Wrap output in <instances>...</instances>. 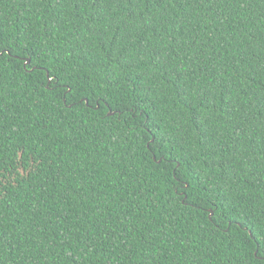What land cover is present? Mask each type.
Returning <instances> with one entry per match:
<instances>
[{
	"label": "trees",
	"instance_id": "trees-1",
	"mask_svg": "<svg viewBox=\"0 0 264 264\" xmlns=\"http://www.w3.org/2000/svg\"><path fill=\"white\" fill-rule=\"evenodd\" d=\"M1 51L0 264H264V0H0Z\"/></svg>",
	"mask_w": 264,
	"mask_h": 264
},
{
	"label": "water",
	"instance_id": "water-1",
	"mask_svg": "<svg viewBox=\"0 0 264 264\" xmlns=\"http://www.w3.org/2000/svg\"><path fill=\"white\" fill-rule=\"evenodd\" d=\"M3 51H1L0 53H2ZM29 58L27 57V59H26V63H29ZM84 101H85V103L88 105V100L87 99H84ZM114 112H111V111H109L108 112V114H113ZM154 157V156H153ZM155 158V157H154ZM185 197H186V195H185ZM212 215V211L210 210V216Z\"/></svg>",
	"mask_w": 264,
	"mask_h": 264
}]
</instances>
